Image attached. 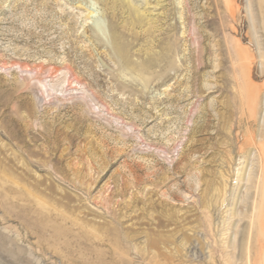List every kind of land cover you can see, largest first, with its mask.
Instances as JSON below:
<instances>
[{"label": "rangeland", "instance_id": "obj_1", "mask_svg": "<svg viewBox=\"0 0 264 264\" xmlns=\"http://www.w3.org/2000/svg\"><path fill=\"white\" fill-rule=\"evenodd\" d=\"M158 1L0 0V264H264V0Z\"/></svg>", "mask_w": 264, "mask_h": 264}, {"label": "bare ground", "instance_id": "obj_2", "mask_svg": "<svg viewBox=\"0 0 264 264\" xmlns=\"http://www.w3.org/2000/svg\"><path fill=\"white\" fill-rule=\"evenodd\" d=\"M164 2V0H160L157 2V4L155 6H148L150 11L153 12V11H157L159 10L161 7H163L164 5L162 4ZM158 16V15H157Z\"/></svg>", "mask_w": 264, "mask_h": 264}]
</instances>
